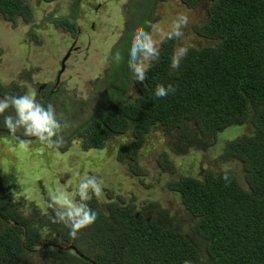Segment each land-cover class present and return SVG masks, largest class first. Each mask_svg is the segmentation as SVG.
<instances>
[{
	"label": "trees",
	"instance_id": "obj_1",
	"mask_svg": "<svg viewBox=\"0 0 264 264\" xmlns=\"http://www.w3.org/2000/svg\"><path fill=\"white\" fill-rule=\"evenodd\" d=\"M201 1L183 0L188 5ZM30 12L27 0H0L5 20L31 18ZM151 23L149 18L145 30ZM195 32L211 43L186 45L187 55L171 70L178 40L164 38L158 61L146 62L136 95H125L132 77L127 71L116 85L120 93L104 95L103 106L74 131L85 150L105 147L109 135H131L117 156L140 173L138 156L148 133L163 128L167 144L158 160L168 174L167 187L181 196L194 219L190 231L176 227L158 203L145 207L118 200L104 208L93 195L86 203L96 208L94 220L70 237L52 208L43 212L25 198L15 200L0 169V264H24L25 255L42 253L48 264H264V0H212ZM158 83H172L176 91L155 97ZM20 89L0 80V96L22 94ZM52 95L43 103L62 96ZM246 124L251 133L228 139L220 155L241 163L243 183L231 169H207L197 177L174 166L177 156L211 148L221 132ZM0 131L9 132L2 123ZM68 242L81 254L63 247Z\"/></svg>",
	"mask_w": 264,
	"mask_h": 264
},
{
	"label": "rangeland",
	"instance_id": "obj_2",
	"mask_svg": "<svg viewBox=\"0 0 264 264\" xmlns=\"http://www.w3.org/2000/svg\"><path fill=\"white\" fill-rule=\"evenodd\" d=\"M28 1L34 13L32 20L21 16L11 22L0 15L2 82L18 83L23 93L26 92L24 87L34 90L35 85L53 79L54 61L74 41L79 49L72 50L66 73L60 81L59 92L62 96L57 98L58 113L69 124L61 133L63 143L48 147L35 137H22L21 140L0 131V169L4 182L10 186V194L15 200L22 197L29 203L34 202L45 212L48 209L49 191L60 187L76 199L72 186L76 190L79 179L93 170L103 185L100 194L102 203L118 192L122 193L125 200H135L143 206L148 201H158L163 211L174 217V225L187 231L193 220L186 215L181 196L168 189L165 183L168 174L158 160V155L167 144L163 128L157 126L148 133L146 142L139 151L137 171L140 173L135 172L128 161L124 163L117 156L118 149L131 135H109L105 147L85 150L82 139L74 131L103 106L104 95L108 93L116 96L120 93L116 85L125 80L127 71L130 73L129 68L127 69L129 34L137 26H143L151 18L149 32L159 48L173 21L185 14L188 16V24L182 28L183 36L177 39L178 48L211 43L207 37L198 35L194 28L205 21L212 0H202L195 9L186 6L182 0H157L156 4L153 0H106V7L99 15L90 13V8L86 7L95 0H86L85 5L80 4L75 18L71 17L74 14L73 0H62L56 3L55 8L42 4L40 0ZM48 12H52L51 16L46 15ZM67 15L82 28H88L90 20H94L97 27L93 34L98 32V23L102 22V30L106 28L107 31L106 36L102 31L96 40H92L84 35L91 32L87 30L77 38V30L68 31L61 23V18H66ZM33 37V41L27 44L26 41ZM115 51L121 53L119 64L113 63L111 59ZM130 80L125 95L134 97L137 93V81L133 77ZM247 133H251L249 124L229 127L219 134L215 146L189 150L184 155L177 156L174 166L180 174L197 177H203L207 169L215 172L231 169L243 183L241 163L225 162L220 155L228 139ZM72 134L74 137L69 141ZM42 254H27L22 263L48 264L42 260Z\"/></svg>",
	"mask_w": 264,
	"mask_h": 264
},
{
	"label": "clouds",
	"instance_id": "obj_3",
	"mask_svg": "<svg viewBox=\"0 0 264 264\" xmlns=\"http://www.w3.org/2000/svg\"><path fill=\"white\" fill-rule=\"evenodd\" d=\"M187 24L188 16L179 15L173 21L165 38L168 40L179 39L183 36L182 28ZM187 53L188 46L174 50L170 69H178L180 60ZM159 56L160 51L153 35L143 26H137L131 34L127 51V65L135 81L145 80L148 70L145 60L158 61ZM111 59L113 63L119 64L121 61L120 51H115ZM175 91L176 87L172 83H158L154 88V96L166 97ZM0 123L9 130L14 138L35 137L42 145L48 147L60 146L63 143L61 133L69 126L68 122L60 117L51 102L42 103L30 91L23 94L5 93L0 96ZM102 190L103 185L98 176L85 174L79 179L76 188L79 200L60 187L49 191L48 206L55 213L54 220L62 222L68 227L70 237H75L80 229L94 220L96 208L86 202L91 200L93 195L99 198Z\"/></svg>",
	"mask_w": 264,
	"mask_h": 264
},
{
	"label": "flooded vegetation",
	"instance_id": "obj_4",
	"mask_svg": "<svg viewBox=\"0 0 264 264\" xmlns=\"http://www.w3.org/2000/svg\"><path fill=\"white\" fill-rule=\"evenodd\" d=\"M62 0H51V1H48V0H42L41 1V3L42 4H46V5H51L53 8H55V6H56V3H60ZM64 1V0H63ZM70 2L72 1V0H69ZM85 1L86 0H73L72 1V5H73V10H74V14H72V16L71 17H73V18H75L76 17V13L77 12H79V10H80V4L81 3H83L84 5H85ZM105 1L106 0H104V1H102V0H95L94 2H92V3H90V4H88V5H86V7L87 8H90V13L91 12H93V13H97L98 15H99V13L101 12V11H103V9H105V7H106V5H105ZM154 1V3L156 4V2H157V0H153ZM182 2H183V0H182ZM201 3V2H200ZM200 3H196V4H194V5H188V4H186V3H184L186 6H188L189 8H191V9H195L196 7H197V5L198 4H200ZM87 4V3H86ZM30 9H31V7H30ZM105 11V10H104ZM31 13V18H29L30 20H32V16L34 15V13L31 11L30 12ZM152 13V12H151ZM150 13V14H151ZM51 14H52V12H48L46 15H49V16H51ZM21 17V16H20ZM19 17V18H20ZM66 17V20H68V23L67 24H64L63 22H62V20L63 19H65L64 17L63 18H61V23L66 27V30H68V31H75V30H77V33H78V35H77V38H79V36L81 35L82 36V34L81 33H84V32H87V30H89V31H91L90 33H84V35H87L88 37H89V39H92V40H96L97 39V37L99 36V35H101V33H102V31H103V33H104V35L106 36V33H107V31H106V28L104 29V30H102V22H99L98 23V32L97 33H95V34H93L92 32L96 29V27H97V25L95 24L96 22L94 21V20H90V22H89V24H88V28L87 27H85V28H82V26L81 25H78L77 24V22H76V20H70L69 18V16L67 15V16H65ZM45 18V17H44ZM148 22V21H147ZM152 24V23H151ZM96 25V26H95ZM195 29V28H194ZM70 36V38L72 39L73 37L71 36V35H69ZM87 37V38H88ZM122 38H123V36H122ZM33 39H34V37L33 38H31V39H29V40H27L26 42H27V44L28 43H30V42H32L33 41ZM75 44H76V41H74L72 44H71V47L67 50V51H65L64 53H62V54H60V56H59V58L57 59V60H55L54 61V68H55V70H54V74H53V79L51 80V81H46V82H44L43 84H38V85H35V87H34V90H28L26 87H24L23 89L27 92V91H30V92H33L35 95H36V97H37V99H39L42 103L44 102V101H47L46 100V97L50 94V95H54L57 91L59 92V90H60V88H61V86H60V81H61V77L66 73L65 71H66V68H67V65H68V61H69V59L71 58V55L73 54V49H75V50H78L79 49V46H75ZM162 44V43H161ZM178 45H179V42H178ZM23 93V92H22ZM52 95V96H53ZM49 99V98H48ZM51 103L52 104H55V108H56V111H58V109L59 108H57L56 107V105L58 104V101H54L53 100V98L51 99ZM59 114V113H58ZM4 134V133H3ZM6 134H10V133H6ZM12 135V134H11ZM13 136V135H12ZM22 140V139H21ZM139 157V156H138ZM222 159V158H221ZM223 160V159H222ZM224 161V160H223ZM232 161H234V162H237V163H239L237 160H232ZM225 162H228V161H225ZM139 163V162H138ZM139 165V164H138ZM94 175H96V174H94ZM106 189V188H105ZM169 189V188H168ZM171 190V189H170ZM73 191H74V188H73ZM172 192H175V191H173V190H171ZM106 192H107V189H106ZM111 196V195H110ZM95 198H97L96 196H95ZM99 198L101 199V196H99ZM120 198V199H119ZM121 201V200H124V201H126V202H136L135 200H132V201H130V200H125L124 198H122V193L121 192H118L117 194H115L114 195V197H110V199L109 200H107L106 202H104V203H102L101 201H100V203L101 204H103L105 207L104 208H107L108 207V205L109 204H112L113 202L112 201ZM137 204H138V202H136ZM155 203H158L159 204V202L158 201H148L147 203H146V206H148V207H154V205H156ZM102 205V206H103ZM141 206H143V205H141ZM145 206V207H146ZM185 213H186V210H185ZM187 215V214H186ZM188 216V215H187ZM172 217V216H171ZM189 218H191L192 220H193V222L192 223H194V219L192 218V217H190V216H188ZM174 218V217H173ZM192 223L191 224H189L188 225V230L187 231H185V230H182L181 228H179V229H181L182 231H185V232H189L190 231V229H191V227H192ZM60 246V245H59ZM63 247H66L67 249H69V250H72L73 252H77V253H79V254H81V252L76 248L77 246H74V244H73V242H68V243H66V244H63ZM73 248V249H72Z\"/></svg>",
	"mask_w": 264,
	"mask_h": 264
}]
</instances>
